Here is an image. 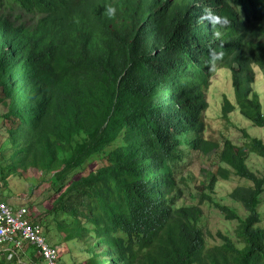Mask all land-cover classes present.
Wrapping results in <instances>:
<instances>
[{
	"label": "trees",
	"instance_id": "1",
	"mask_svg": "<svg viewBox=\"0 0 264 264\" xmlns=\"http://www.w3.org/2000/svg\"><path fill=\"white\" fill-rule=\"evenodd\" d=\"M4 1L38 19L0 17V188L16 195L19 182L49 201L48 245L53 230L60 248L83 241L85 264H264V175L249 166L264 142L206 136L221 69L236 95L222 118L239 110L264 129V0ZM213 152L217 173L198 184L189 173ZM232 175L247 183L228 197L238 208L216 198ZM202 206L237 222L236 240L211 244ZM36 253L9 261L0 248V264H41Z\"/></svg>",
	"mask_w": 264,
	"mask_h": 264
},
{
	"label": "rangeland",
	"instance_id": "2",
	"mask_svg": "<svg viewBox=\"0 0 264 264\" xmlns=\"http://www.w3.org/2000/svg\"><path fill=\"white\" fill-rule=\"evenodd\" d=\"M10 4L4 1V6H0V17H8L13 22H15V26L17 25H25L26 27H34L36 25V21L38 19L37 16L22 14L21 17H17L19 14L17 11H9ZM15 8H12L14 10ZM254 76L255 83L254 87L256 91L260 94L261 101L264 107V71L259 68H254ZM212 87L210 89L209 95L207 97L209 108L206 113L207 118V132L206 136L209 139H213L217 141L220 145H223L226 138L231 139L232 141L242 145L243 141V131L249 132L254 137L262 139L264 142V129L256 128L253 124L248 121L244 116H242L241 112L237 110L235 114H231L230 120H225L221 116V107L223 102V97H226L230 103H236V95L235 91L232 90L231 87V78L230 72L226 69H221L215 72L212 80ZM0 111H4L3 108H0ZM0 123V127H1ZM1 139V136H0ZM201 162L194 166V172L189 173L190 176L196 178L198 184L202 182L206 183L208 179L211 178V175L217 173L219 158L217 153H211L206 157H200ZM249 166L253 172H255L259 177L264 175V160L258 158L255 155H252L250 158ZM189 176V177H190ZM187 177V173L185 175ZM219 182L217 184V192L216 198L218 200H223L224 204L231 205L238 208V205L232 204L229 200L230 193L234 192L239 186L247 185L245 181H242L241 178L232 175L231 178L227 181L218 178ZM184 185V184H183ZM21 183L16 182L13 184L15 187L16 195L20 193L19 196H16L15 193L12 192V196H6L8 198V202L15 207L18 208H26L28 209L30 215L33 214V218L37 220L36 222L40 224L46 217L45 213L50 208V203L45 202L38 206L40 199L43 200L44 196L41 192H36L32 197L27 194L23 188H20ZM185 189V186H182ZM26 189V187H25ZM194 192L193 187H191ZM192 191L187 188V202L190 203L192 200ZM36 202V204H35ZM196 204V202H193ZM32 204L34 207L32 208ZM203 218L205 219L206 234L209 231V234L214 237L213 240L210 241L211 244H219L220 240H217V234H222L231 238L235 237V232L238 227L237 222H229L224 219L223 216L220 215V212L216 208H206L205 206L201 207ZM242 215L245 213L240 210ZM43 227V226H42ZM56 232L53 230L50 236L53 239L52 247L57 249L59 254V263L58 264H85L87 257H84L85 244L83 241L79 242L78 240H74L71 244L70 251L67 248H60L55 241ZM48 239V238H47ZM27 247L25 246L26 250Z\"/></svg>",
	"mask_w": 264,
	"mask_h": 264
},
{
	"label": "built area",
	"instance_id": "3",
	"mask_svg": "<svg viewBox=\"0 0 264 264\" xmlns=\"http://www.w3.org/2000/svg\"><path fill=\"white\" fill-rule=\"evenodd\" d=\"M26 208L13 207L0 188V248L8 260L18 257L25 246L34 248L41 264H58L57 249L48 245L39 224L31 223Z\"/></svg>",
	"mask_w": 264,
	"mask_h": 264
},
{
	"label": "clouds",
	"instance_id": "4",
	"mask_svg": "<svg viewBox=\"0 0 264 264\" xmlns=\"http://www.w3.org/2000/svg\"><path fill=\"white\" fill-rule=\"evenodd\" d=\"M115 13H116V9H115V8H113V7H109V8L107 9V14H108L109 17L114 16ZM223 55H224L223 52L214 53L213 56H212V59H213V60H218V59H220L221 57H223Z\"/></svg>",
	"mask_w": 264,
	"mask_h": 264
},
{
	"label": "bare ground",
	"instance_id": "5",
	"mask_svg": "<svg viewBox=\"0 0 264 264\" xmlns=\"http://www.w3.org/2000/svg\"><path fill=\"white\" fill-rule=\"evenodd\" d=\"M27 208V207H26ZM30 218V217H29ZM43 231V230H42ZM44 236V235H43Z\"/></svg>",
	"mask_w": 264,
	"mask_h": 264
}]
</instances>
